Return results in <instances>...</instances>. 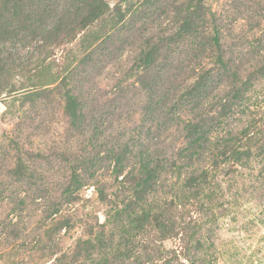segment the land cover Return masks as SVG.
Listing matches in <instances>:
<instances>
[{
  "label": "trees",
  "instance_id": "1",
  "mask_svg": "<svg viewBox=\"0 0 264 264\" xmlns=\"http://www.w3.org/2000/svg\"><path fill=\"white\" fill-rule=\"evenodd\" d=\"M162 1L161 20L144 18V10L129 13L114 5L104 46L100 44L98 53L90 49L84 54L79 63L85 68L74 65L58 85L21 94L26 109L19 126L28 121L31 135L47 136L49 144L60 133L50 125L56 124L54 117L63 119L65 131L58 147L30 149L26 155L34 168L19 157L14 168H8L26 194L20 196L19 189L6 198L14 210L24 208L28 199L32 210L42 206L45 217H57L52 233L75 226L70 216L58 213L81 200L84 187H92L101 201L110 202L124 233L154 229L166 239L171 224L162 220L163 211L154 212L152 203L160 200L159 193L177 189L169 201L176 207L184 208L189 200L202 205L211 199L207 189H212L214 173H222L225 161L248 158L252 148L261 150L264 144L257 120L251 119L239 132L232 128L237 104L260 69L249 70L235 61L232 53L240 57V51L224 44L219 17L203 0ZM108 10V0H0V89L18 92L15 85L6 90L3 79L15 70L30 72L34 56H40L39 61L48 57V48L70 42ZM91 36L84 40L85 48L100 39ZM174 46L181 49L175 52ZM236 137L248 142L241 151ZM11 150L17 151L10 145L0 157H12ZM43 165L46 170L36 169ZM105 176L116 194L106 193L110 185L101 182ZM3 198L1 190L0 203ZM98 225L93 243H79L105 242L106 219ZM111 238L110 233L106 245ZM83 251L77 245L73 256ZM109 257L104 263H111Z\"/></svg>",
  "mask_w": 264,
  "mask_h": 264
},
{
  "label": "rangeland",
  "instance_id": "2",
  "mask_svg": "<svg viewBox=\"0 0 264 264\" xmlns=\"http://www.w3.org/2000/svg\"><path fill=\"white\" fill-rule=\"evenodd\" d=\"M153 1L156 0L146 3L144 0H108L110 10L79 31L74 39L48 48V57L41 56V61L40 56L35 53L37 57L34 56L33 59L36 61L32 62L35 65H32L30 72L25 69L20 72L15 70L3 79L7 83L6 90L14 85L20 90L6 93L0 89V152L10 145L17 149L11 150L15 155L10 158L0 157V191L4 195L0 203V264H264V144L261 150L257 146L252 148L248 158L243 155L239 160L225 161L222 173H214L212 189H207V195L211 199L202 205L196 200H189L184 208L178 204L176 207L169 201L177 189H165L159 193V197L163 199L159 198L161 201L152 203L154 212L163 211L162 220L171 224L172 236L166 239H161V234L154 229L136 233L131 228L124 233L125 230L121 229L124 225L119 224V218L115 219L110 202L101 201L92 187L81 190V200L77 203L63 206L58 216H70L75 226L56 233H52L51 228L57 217H45L40 213L42 206L32 210L26 199L24 208L14 210L13 202L6 198L8 192L12 198L19 189L20 196L26 194L24 188H17L8 168H14L19 158L25 166L32 167L31 159H27L26 155L30 149L34 150L38 145L45 144L58 147L65 131L63 119L54 117L53 120L58 123L54 121L56 124L51 122L50 125H55V131L60 133L55 134L49 144L47 136L39 139L31 135L28 121L22 124V120L19 126L17 122L26 109L21 94L28 90L58 85L60 76L74 65L85 68L84 64L79 63L84 54L90 49L97 50L98 53L100 44L104 46V31L114 21L116 13L114 5H119L121 10L127 8L129 13L136 9V13L144 10V18L151 15L152 18L158 17L157 20H161L164 3L162 0ZM203 3L219 17L223 26L224 44L240 51V57L237 53H232L235 61L243 63L249 70L262 71L255 74L252 88L238 102L232 128L234 132H239L246 128L251 119H255L256 130H263L258 134L261 136L260 141H264V0H203ZM170 13L167 15L170 16ZM167 18L164 19L165 23ZM92 34H98L100 39L85 48L84 40L90 39ZM175 48L174 46L175 52L181 49ZM237 137L235 145L241 151L248 142L244 138L237 141ZM42 167L44 168L36 169L44 170L45 165ZM111 181L108 176L101 178V182L110 185L106 188V193L114 195L117 191ZM105 219V242L94 246L79 243L85 240L93 243L92 232L99 231L98 224L105 223ZM110 233L112 242L106 245V241L110 240L107 239ZM77 245L84 251L75 257L73 253ZM107 251L108 254H105ZM58 256H62L60 261L56 259ZM109 256L113 259L111 263H104Z\"/></svg>",
  "mask_w": 264,
  "mask_h": 264
}]
</instances>
